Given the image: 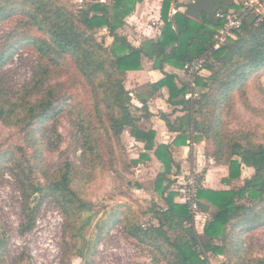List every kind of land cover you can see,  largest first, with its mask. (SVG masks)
Wrapping results in <instances>:
<instances>
[{
  "label": "trees",
  "instance_id": "16d2710c",
  "mask_svg": "<svg viewBox=\"0 0 264 264\" xmlns=\"http://www.w3.org/2000/svg\"><path fill=\"white\" fill-rule=\"evenodd\" d=\"M142 1L86 0L84 10L74 12L58 0H0V23L14 22V27L0 35V70L21 46L32 47L41 58L48 57L53 66L58 64L59 58L69 57L92 92L93 105L89 113L84 114L87 121L78 118L73 124L83 156L89 154L84 165H93L92 159L97 158L103 170V155L114 157L120 152L125 155L123 170L130 173L131 168L149 161L152 152L165 167L158 173L154 186L161 203L153 199H140L136 205L118 202L98 226L97 237L87 248L90 257L95 254L101 233L108 227L120 225L125 237L135 246L148 248L158 264H211L208 253L225 255L226 245L233 235L249 232L264 223V142H258L252 130L228 129L224 120V106H230L229 99L235 92L241 94L249 110L260 115L259 110L245 100L242 87L251 77L264 74V15L251 24L244 20L234 37L219 49L210 50L212 35L222 22L207 19L205 15L192 18L181 11L170 17V6L178 0H161V30L155 38H146L134 45L120 34V29ZM227 8L240 6L234 2ZM102 28L107 32L98 40L96 31ZM107 38L111 39L110 43ZM203 55L206 58L204 69L195 76L198 96L186 99L191 88L186 84L178 87L176 74L166 72L165 66L181 71L187 61ZM143 58L149 59L164 75L148 85V96L166 87L167 102L185 111L173 121L167 113L159 114L167 128L177 132L171 144L156 143V131L139 127L138 118L131 111V99L125 88L126 74L141 70ZM41 67L40 73L29 83L32 85L24 86L19 94L10 96L0 88V122L18 128L28 143L34 145H37L36 135L42 125L56 119L61 111L56 84H46L55 69ZM141 101L143 115L148 116L147 101L144 97ZM90 118L96 119L102 132H96V126L92 128ZM126 130L135 141L143 143V151L136 158L125 154ZM101 135L105 137L104 147ZM200 140L205 141V155L225 168L222 182L229 186L200 190V210L208 212L213 207L211 219L201 232L195 229L193 217L182 201L183 186L169 176L172 166L179 167L171 146ZM21 150L20 146L8 149L4 155L12 153L16 179L23 186L21 232L31 230L35 224L39 204L31 206V196L51 197L60 206L70 237L75 242H83L84 246L82 231L93 203L83 199L74 186L75 177L84 171L66 163L57 175L46 178L43 184L36 181L37 166L30 163L24 153L17 156V151ZM110 162L112 164V159ZM93 166L97 167V163ZM244 166L252 169V173L242 179ZM126 181L131 187L129 180ZM236 182L240 184L234 185ZM144 217L147 220H143ZM82 220L84 224L77 226ZM4 234L1 230L0 248L7 245ZM82 246H73L80 258L83 257ZM256 261L264 264L263 259Z\"/></svg>",
  "mask_w": 264,
  "mask_h": 264
},
{
  "label": "rangeland",
  "instance_id": "374dc122",
  "mask_svg": "<svg viewBox=\"0 0 264 264\" xmlns=\"http://www.w3.org/2000/svg\"><path fill=\"white\" fill-rule=\"evenodd\" d=\"M58 1L74 12L84 10L86 2V0ZM185 1L186 4L194 3L190 2L191 0ZM143 6L139 4L134 11L144 10ZM144 11L146 13L141 18L142 24L135 22L136 19L128 18V22H135L136 25L132 30H126L124 26L120 29V34L132 43H137L139 38L155 34L161 25L156 0L150 2L148 9ZM11 27H14V22H1L0 35ZM135 28H139L138 31H135ZM105 32L106 28L97 30V39L101 40ZM107 41L110 43L111 39L107 38ZM48 62V57L41 58L32 47L21 46L0 70V88L13 96L19 94L24 86L32 85L29 83L33 76L40 73L41 66L54 67L55 71L49 74V81H46V84H56L55 90L61 97L58 106L61 111L58 112L56 119H50L42 125L36 135L37 145L29 144L24 133L18 128L5 126L0 122V229L4 231L7 241L6 247L0 248V264H158L148 248L135 246L125 237L120 225L108 227L101 233L95 254L90 257L87 248L95 241L101 222L107 219L118 202L136 205L141 197L131 190L132 186L126 185L130 174L128 170H123L124 154L120 155L119 152L114 157H107L104 154L103 170L97 158L92 159L94 164L97 163V167L90 163L84 165L89 154L83 156L81 142L77 140V136L75 137L73 124L78 118L86 120L84 114L89 113L93 105L92 92L69 57L59 58L55 66ZM151 79H155L153 75L146 80L148 82ZM139 80L137 83L146 82L145 78ZM137 88L144 91L148 85ZM242 90L245 100L257 108L260 115L249 110L241 94L235 92L229 99L230 106H224V120L228 129L238 132L252 130L257 141L264 142V74L251 77L243 85ZM153 107H157L155 103ZM89 120L93 129V126H96V132H102L95 118ZM100 139L101 146L104 147L105 137L101 135ZM127 140V137L124 138L125 154L130 157L136 149H133L131 142ZM19 146L22 150L17 151V156L24 153L30 163L37 166L36 181L43 184L46 178L57 175L66 163L84 171L82 175H77L74 181L79 195L93 203L88 222L82 231L84 246L83 242H75L70 237V230L67 229L60 206L51 197H41L37 194L31 196L29 204L31 206L39 204L35 224L31 230L21 232L23 186L16 179L17 171L10 158L13 155L9 153ZM8 149L9 156H4ZM150 176L151 171H147V181L150 180ZM155 196L158 198L156 194H152L151 198ZM143 220H147V217ZM83 224L82 220L77 226ZM74 245L84 248L82 258L78 257L80 253L73 247ZM226 246L225 255L210 256L211 264H260L256 260H264V223L249 232L233 235L231 242Z\"/></svg>",
  "mask_w": 264,
  "mask_h": 264
},
{
  "label": "crops",
  "instance_id": "0c3cea01",
  "mask_svg": "<svg viewBox=\"0 0 264 264\" xmlns=\"http://www.w3.org/2000/svg\"><path fill=\"white\" fill-rule=\"evenodd\" d=\"M155 0H143L142 2L138 3L136 5V8L139 6V4L144 5V10L148 9V4L153 2ZM197 0H191L190 2H196ZM229 1V0H227ZM237 0H234L236 2ZM185 2V0H178L177 4L172 3L170 6V11L174 10L185 12L184 7L176 8L178 5ZM156 3L159 5V20H160V7H161V0H156ZM144 10H138V12L133 11L127 19L138 21L139 24H142V17L143 14L146 13ZM169 11V12H170ZM142 12V13H141ZM172 15H170L171 17ZM140 17V18H139ZM126 19V20H127ZM141 19V20H140ZM161 21V20H160ZM135 22H128L127 25L125 24L124 27L127 28L126 30H132L133 26L136 25ZM157 23V22H156ZM129 25V26H128ZM162 27V21L161 25L158 28V31L153 34L149 35V37L145 38H139L140 40L137 43H133L134 45H138L142 40L146 38L156 37L159 31ZM139 28H135V31H138ZM131 42V41H130ZM132 43V42H131ZM165 71L168 73H174L176 74L175 83L178 87H181L182 85L188 83V75L184 73L182 70L178 71L172 68L171 66L166 65ZM150 75H153L155 79H151L147 82L146 79L150 77ZM140 78H139V77ZM138 77V78H137ZM164 75L160 70H157L153 67L152 62L147 59L143 58L142 61V69L136 70V71H128L126 74L125 79V88L129 92V96L131 99V111L133 116L138 118L137 124L141 128L145 129H154L156 131L155 135V141L156 143H162V144H171L177 135V132L170 131L164 120L159 116L160 113H167L169 115V118L173 121L175 118L183 116L185 111H180L179 107L174 108L172 105H170L167 102L168 98V89L166 87L158 89L156 92H154L151 96H148V92L146 91L148 88H146L144 91L137 90V87H141L142 85H149L150 83H154L161 78H163ZM136 78V79H134ZM144 79L146 82H138L139 79ZM191 96L187 97L188 94ZM198 96V89L195 86L194 88H191L185 95L186 99H195ZM141 97H144L147 101L148 105V116H144L145 111L141 109V106L143 105L141 101ZM153 103L156 104V108L153 107ZM193 115L198 116L197 113H193ZM128 138L127 141L131 142L133 149H136L135 153L131 155L130 157L136 158L140 154L141 151H143V143L135 141L130 135L129 131L126 130L124 133L123 139ZM205 141L200 140L198 142L192 141L190 144L187 145H172L171 150L173 154V159L176 164L179 165V167L172 166L171 173L169 174L170 178L175 180V182H181L182 178L184 177V174L188 173L191 170L198 171L202 174L203 182H204V188H210L213 190H220V189H227L229 186L222 182V177L225 175V168L223 166H219L214 163V161L211 158H208L205 155ZM151 159L149 161L143 162L138 164L137 166L131 168L130 171V177L128 176L129 182L131 183V190L135 192L139 197L144 199H152L151 195L156 194V191L154 189L155 181L158 176L159 172H163L165 170V167L163 164L154 156L152 152H150ZM153 170V172H152ZM147 171H151V178L149 181H147ZM252 173V169L248 167H242V179L245 177H249ZM148 183V184H147ZM234 185L240 184V182L233 183ZM157 195V194H156ZM158 197V195H157ZM153 200L159 201V198H156V196L153 198ZM213 211V207L211 206L208 212H204L205 220L206 222L210 221L211 214ZM205 222V223H206ZM201 228L199 232H201ZM209 259L212 254L208 253Z\"/></svg>",
  "mask_w": 264,
  "mask_h": 264
},
{
  "label": "built area",
  "instance_id": "2783aa9c",
  "mask_svg": "<svg viewBox=\"0 0 264 264\" xmlns=\"http://www.w3.org/2000/svg\"><path fill=\"white\" fill-rule=\"evenodd\" d=\"M240 8H220L215 11L212 16V20L222 22V25L213 33L211 38L210 50H217L230 38L234 37L235 33L240 30L244 20H246L250 14H257L259 20L264 15V0H237L235 2ZM175 11L171 10L169 15H172ZM205 55L191 59L187 61L182 71L188 75V83L190 88H194L195 76L200 74L204 69ZM190 94L187 97L191 96ZM181 185L182 201L187 205L190 214L193 217V224L197 231L198 227L203 229L205 225L204 212L200 210V197L199 192L204 188V182L202 174L198 171L191 170L184 174Z\"/></svg>",
  "mask_w": 264,
  "mask_h": 264
},
{
  "label": "water",
  "instance_id": "95a60500",
  "mask_svg": "<svg viewBox=\"0 0 264 264\" xmlns=\"http://www.w3.org/2000/svg\"><path fill=\"white\" fill-rule=\"evenodd\" d=\"M233 3L234 0H197L193 4H180L176 8L178 9L179 7H184L186 15L192 18H196L200 15H205L207 19H210L217 9L225 8L227 6L231 7ZM256 18L257 14L252 13L246 19V21L251 24Z\"/></svg>",
  "mask_w": 264,
  "mask_h": 264
}]
</instances>
